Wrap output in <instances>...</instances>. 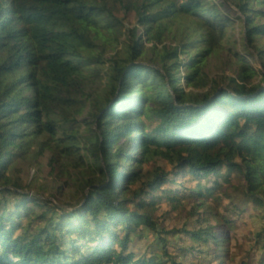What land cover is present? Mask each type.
Listing matches in <instances>:
<instances>
[{
	"label": "trees",
	"instance_id": "obj_1",
	"mask_svg": "<svg viewBox=\"0 0 264 264\" xmlns=\"http://www.w3.org/2000/svg\"><path fill=\"white\" fill-rule=\"evenodd\" d=\"M219 1L244 15L245 51L256 49L264 64V12L256 10L255 0H0V264H146L128 249L143 225L156 227L165 199L157 191L194 181L198 190L189 193L219 204L223 184L207 185L222 169L226 182L234 174L244 177L245 197L264 211V73L254 80V66L234 53L232 76L209 75L211 58L223 52L224 37L236 23ZM133 15L127 35L125 21ZM175 31L179 44L170 47L167 36ZM108 47L115 49L107 71L114 85L111 95L95 97L98 129L87 123L82 135L79 104L90 85L84 69L102 79ZM149 50L158 59L139 61ZM31 147L52 153L54 172H89L81 180L87 190L82 206L60 210L25 192L21 178L9 174L16 152L24 156ZM159 158L176 170V178L156 164ZM173 193L166 189L168 202L186 196ZM17 194L11 204L7 195ZM210 211L217 224L184 229L190 241L181 251L196 254L212 242L220 264H227L238 220ZM169 260L193 264L190 258ZM256 264H264V255Z\"/></svg>",
	"mask_w": 264,
	"mask_h": 264
},
{
	"label": "rangeland",
	"instance_id": "obj_2",
	"mask_svg": "<svg viewBox=\"0 0 264 264\" xmlns=\"http://www.w3.org/2000/svg\"><path fill=\"white\" fill-rule=\"evenodd\" d=\"M264 0H255L254 7L260 12H264ZM220 8L223 9V13L227 18L234 20L236 23L232 28H229L224 37V50L221 54L212 57L209 65V75L214 79H219L221 76H232L237 67L236 57L234 53L239 54L242 58L250 64H252L258 75L254 80L258 81L261 78V74L264 73V64L260 59V55L256 49H251V53L245 51V44L247 35L245 33V27L243 22L239 18H244V15L234 5L224 1H219ZM125 19V13L121 14ZM135 15L128 17L125 21L126 28L125 34L129 35V29L135 26ZM260 22L264 23V15L261 16ZM144 34V29L140 27V36ZM176 34L180 37V33L173 32L167 36L166 44L170 47H175L179 44ZM121 37V43L118 49L124 53V41L126 36ZM260 45L264 48V37L259 41ZM151 44H148V48ZM162 45H159L161 50ZM123 49V50H122ZM115 49L108 47V52L102 62V67H105V71H102V79L96 74L91 73L89 68L84 69V76L90 81V85L87 88V94L80 98L82 105V112L79 115V121L81 126V133L84 135L88 132V125L90 123L93 129H98V110L94 105L95 97L98 93H108L111 95V90L114 82L108 75L107 71L112 64V60L115 58ZM181 58L188 60L187 54L181 55ZM157 60L158 57L152 52L148 51L147 54L139 61L150 62V60ZM161 68V66H158ZM79 127L78 124H75ZM125 142H121L120 145ZM136 143L133 142L130 145L133 147ZM23 152V151H20ZM20 152H16L14 157L8 163V172L10 175L18 176L21 178L27 189L25 192L30 195L41 196L42 199H48L53 205L60 210L74 211V206H78L86 194V189L83 186L84 177L89 172L84 168L79 172L74 169L52 171L49 164L52 157V153L41 150L39 147H31L25 152L26 155L22 156ZM135 152L131 153L133 156ZM92 163L93 160L89 159ZM158 166H167L168 172H171V178H176V170L169 165L166 161L159 158ZM155 163L151 164L154 166ZM225 169H222L220 175L212 176V181L208 183V187H213L214 181L218 180L223 184L224 193L222 195L221 203H215L212 196L196 197L189 193L193 188L198 190V184L194 181L186 182L184 187L175 185H164L158 192L160 196L165 197L162 202V209L155 214L156 227H148L143 225L141 230L133 234L131 243L129 245L128 253L135 255V259H143L146 264H171L170 257L178 258V261L185 262L193 259V264H220L218 253H216V247L211 242L208 246L202 245L196 249V254H189L183 256L181 249L189 246V233L198 228L207 229L217 224V217H214L210 209H214L215 213L228 212L232 214L235 219L238 220L239 227L231 231V240L228 246L227 264H256L260 262L261 257L264 255V211L262 206L255 204L252 200L247 199L244 195V186L246 179L236 174L232 176V181L226 182L223 178ZM82 180V181H81ZM132 184H136L133 181ZM204 184L203 186H205ZM169 186V187H168ZM171 186V187H170ZM166 189L172 190V197L179 196L182 192H185L186 196L180 201H167ZM151 194L148 197L149 201L154 200L152 190H148ZM139 192V190H138ZM20 195H7L10 198L11 204ZM1 199V196H0ZM204 202L202 206H199V202ZM82 206V205H80ZM78 206V208L80 207ZM207 209V214L205 210ZM229 209V211H228ZM236 209V210H235ZM58 213L55 214L57 218ZM186 229L187 231H184ZM215 232L219 235L220 230L215 228ZM122 240L126 238V233H121ZM189 240V241H188ZM64 241L69 244L71 242L70 237H66ZM121 251V245H117ZM166 252L169 256L166 255ZM232 257V261L229 259Z\"/></svg>",
	"mask_w": 264,
	"mask_h": 264
}]
</instances>
